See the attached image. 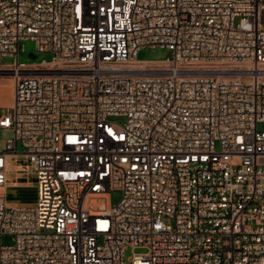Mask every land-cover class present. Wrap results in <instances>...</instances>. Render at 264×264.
I'll use <instances>...</instances> for the list:
<instances>
[{
    "label": "built area",
    "instance_id": "1",
    "mask_svg": "<svg viewBox=\"0 0 264 264\" xmlns=\"http://www.w3.org/2000/svg\"><path fill=\"white\" fill-rule=\"evenodd\" d=\"M0 72V264H264V0H0Z\"/></svg>",
    "mask_w": 264,
    "mask_h": 264
},
{
    "label": "rangeland",
    "instance_id": "2",
    "mask_svg": "<svg viewBox=\"0 0 264 264\" xmlns=\"http://www.w3.org/2000/svg\"><path fill=\"white\" fill-rule=\"evenodd\" d=\"M24 50L20 51L18 60L19 62H40L52 60V54L46 52H38L36 49V43L31 39L22 40L21 42ZM33 52L37 55L36 58L30 57V53ZM172 53L167 48H162L156 46L154 48L146 47L140 49L137 53V58L140 60H164L171 56ZM16 57L5 56L3 57V63L11 64L15 62ZM3 74V75H2ZM13 88L14 80L12 75L8 72H0V115L3 114L8 107L13 98ZM13 137V131L8 129H3L0 131V150L3 149L5 145V140L7 138ZM11 181L8 184L6 190V200L9 204H32L37 201L38 190L36 183L34 182V177L30 175H24L21 173H9ZM26 178V179H22ZM122 192L120 190H112L110 193V198L112 204H117L121 199ZM3 242L5 244L10 241L4 237ZM146 249L143 247H128L125 250V258L128 260L134 253H144Z\"/></svg>",
    "mask_w": 264,
    "mask_h": 264
},
{
    "label": "water",
    "instance_id": "3",
    "mask_svg": "<svg viewBox=\"0 0 264 264\" xmlns=\"http://www.w3.org/2000/svg\"><path fill=\"white\" fill-rule=\"evenodd\" d=\"M30 56H31L32 58H36V55H34V54H30Z\"/></svg>",
    "mask_w": 264,
    "mask_h": 264
},
{
    "label": "bare ground",
    "instance_id": "4",
    "mask_svg": "<svg viewBox=\"0 0 264 264\" xmlns=\"http://www.w3.org/2000/svg\"><path fill=\"white\" fill-rule=\"evenodd\" d=\"M3 75V74H2Z\"/></svg>",
    "mask_w": 264,
    "mask_h": 264
}]
</instances>
